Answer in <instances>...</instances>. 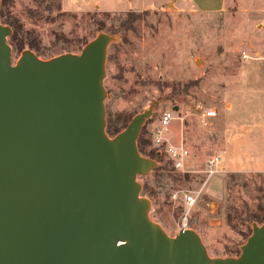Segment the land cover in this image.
I'll return each mask as SVG.
<instances>
[{
	"label": "rangeland",
	"instance_id": "obj_1",
	"mask_svg": "<svg viewBox=\"0 0 264 264\" xmlns=\"http://www.w3.org/2000/svg\"><path fill=\"white\" fill-rule=\"evenodd\" d=\"M10 1L0 25H23L17 43L8 40L13 64L26 50L49 60L81 53L100 34L113 36L106 118L122 129L153 107L142 129L151 143L146 154L155 149L153 133L163 113L179 108L168 139L191 150L195 172L172 171L181 179L170 178L157 169L172 168L162 155L152 172L138 176L151 219L176 237L188 214L187 229L200 235L212 258L238 257L254 224L264 223V0H227L219 12L222 0H192L198 8L190 0ZM130 11L142 14L134 29L112 35ZM201 107L217 112L211 127H200ZM214 154L224 170L209 180L204 164ZM186 192L198 196L192 209L173 199Z\"/></svg>",
	"mask_w": 264,
	"mask_h": 264
},
{
	"label": "water",
	"instance_id": "obj_2",
	"mask_svg": "<svg viewBox=\"0 0 264 264\" xmlns=\"http://www.w3.org/2000/svg\"><path fill=\"white\" fill-rule=\"evenodd\" d=\"M12 34L0 25V264H264V223L238 257L212 258L194 230L171 237L151 219L137 178L156 168L138 149L153 107L107 133L113 36L13 64Z\"/></svg>",
	"mask_w": 264,
	"mask_h": 264
},
{
	"label": "built area",
	"instance_id": "obj_3",
	"mask_svg": "<svg viewBox=\"0 0 264 264\" xmlns=\"http://www.w3.org/2000/svg\"><path fill=\"white\" fill-rule=\"evenodd\" d=\"M176 114L177 112L174 110L163 113L153 133V146L160 155H164L169 160L174 172L191 174L195 172L192 163L194 160L193 153L183 143L173 144L168 139L170 127L178 119ZM217 116L218 114L213 108L201 107L198 113L200 127H211ZM204 166V173L209 180L216 175H220L224 170L222 157L219 154L209 156ZM197 198L198 196L194 192H186L182 196L178 194L173 195L174 200L180 199L188 209H192L196 205ZM188 223V214H186L183 219V228L187 229Z\"/></svg>",
	"mask_w": 264,
	"mask_h": 264
},
{
	"label": "trees",
	"instance_id": "obj_4",
	"mask_svg": "<svg viewBox=\"0 0 264 264\" xmlns=\"http://www.w3.org/2000/svg\"><path fill=\"white\" fill-rule=\"evenodd\" d=\"M0 1L2 3V8H1V11H0V18L2 19L4 17V11H3V9L11 1L10 0H0ZM141 17H142V14H140V13H136L134 11L128 12L126 14V16L121 19L119 27L113 30L112 35H116V34L126 35L129 31H131V30L134 29L135 23L137 21H139L141 19ZM4 23L6 25H9V27L12 28L13 34L10 37V39H11L12 42L17 43L18 34H19L20 31L23 30V25L22 24H19V22H13V21H4ZM97 24L101 25V27H104L105 26L103 22H98ZM131 121H132V116L124 124V128L118 129L112 123V120H107V133L109 134V136L115 137L118 134H120L122 131H124L127 128V126L129 125V123ZM144 132L145 131L143 130L142 131V134H141V136L139 137V140H138V149H139V152L141 153V155H144V156L147 155V157L149 159H152V160H154L156 162H160L162 155H160L155 149H152L148 154L145 153L146 152L145 151L146 148L151 143L143 137ZM157 169L158 170H166V171L170 172L168 176L170 178H173L174 180L181 179L179 177H175V176L172 175V173H173L172 171H174V170L172 168L169 169V166L168 165L159 167ZM184 177L185 178H188L189 176L188 175H184ZM143 192H144V189H143Z\"/></svg>",
	"mask_w": 264,
	"mask_h": 264
},
{
	"label": "crops",
	"instance_id": "obj_5",
	"mask_svg": "<svg viewBox=\"0 0 264 264\" xmlns=\"http://www.w3.org/2000/svg\"><path fill=\"white\" fill-rule=\"evenodd\" d=\"M190 2H191L196 8H198V7L195 5L194 1L190 0ZM253 2L255 3V1H253ZM257 3H261V0H260V1H257ZM226 5H227V0H222L221 6H220L218 12L221 11V10H223V9L226 7ZM94 6H95V7H99V5H94ZM199 10H200V9H199ZM204 12H208V13H216V10H205Z\"/></svg>",
	"mask_w": 264,
	"mask_h": 264
}]
</instances>
